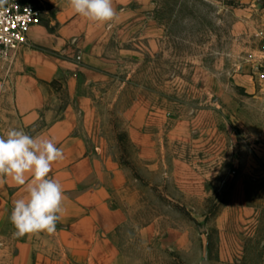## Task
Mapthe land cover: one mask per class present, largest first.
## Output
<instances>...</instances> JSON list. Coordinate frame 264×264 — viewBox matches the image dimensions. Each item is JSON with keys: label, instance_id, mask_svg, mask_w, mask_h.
Here are the masks:
<instances>
[{"label": "rangeland", "instance_id": "obj_1", "mask_svg": "<svg viewBox=\"0 0 264 264\" xmlns=\"http://www.w3.org/2000/svg\"><path fill=\"white\" fill-rule=\"evenodd\" d=\"M33 1L52 31L54 4ZM117 12L59 51L77 65L74 97L66 75L42 83L60 111L91 102L78 130L99 155L110 264H264V0H130ZM19 54L0 60L3 136L21 129L15 92L1 90Z\"/></svg>", "mask_w": 264, "mask_h": 264}, {"label": "crops", "instance_id": "obj_2", "mask_svg": "<svg viewBox=\"0 0 264 264\" xmlns=\"http://www.w3.org/2000/svg\"><path fill=\"white\" fill-rule=\"evenodd\" d=\"M129 1L113 0V6L118 11L121 4ZM48 2L55 8L53 30L42 24L30 30L29 43L17 59L10 65L3 63L9 69L2 74L1 90L12 88L15 92L21 129L32 136L51 138L63 149L64 159L53 164L50 175L64 189L65 211L54 234L14 237L15 229L9 220L13 201L27 198V193L4 178L0 182V264H110L116 255L110 236L114 224L112 213L105 207L103 173L98 174L99 155L78 130L83 115L87 118L91 110V102L80 97L60 111L50 106L52 92L42 84L66 75L71 95L75 96L72 83L76 81L73 71L77 65L60 52L74 38L82 37V45H87L97 24L77 15L67 0ZM36 47L54 54L39 52Z\"/></svg>", "mask_w": 264, "mask_h": 264}, {"label": "clouds", "instance_id": "obj_3", "mask_svg": "<svg viewBox=\"0 0 264 264\" xmlns=\"http://www.w3.org/2000/svg\"><path fill=\"white\" fill-rule=\"evenodd\" d=\"M79 16L93 23H111L118 18L113 0H67ZM64 159L63 149L51 138L32 136L23 129L10 128L0 135V182L10 179L22 187L27 198L13 201L9 220L14 237L57 231L65 209L64 189L51 176L54 163Z\"/></svg>", "mask_w": 264, "mask_h": 264}, {"label": "built area", "instance_id": "obj_4", "mask_svg": "<svg viewBox=\"0 0 264 264\" xmlns=\"http://www.w3.org/2000/svg\"><path fill=\"white\" fill-rule=\"evenodd\" d=\"M42 21L33 0H0V60H11L29 43L30 30ZM261 80L264 82V29L258 33Z\"/></svg>", "mask_w": 264, "mask_h": 264}, {"label": "water", "instance_id": "obj_5", "mask_svg": "<svg viewBox=\"0 0 264 264\" xmlns=\"http://www.w3.org/2000/svg\"><path fill=\"white\" fill-rule=\"evenodd\" d=\"M205 264H208V260L206 259Z\"/></svg>", "mask_w": 264, "mask_h": 264}]
</instances>
